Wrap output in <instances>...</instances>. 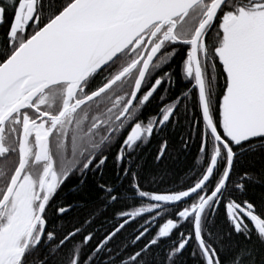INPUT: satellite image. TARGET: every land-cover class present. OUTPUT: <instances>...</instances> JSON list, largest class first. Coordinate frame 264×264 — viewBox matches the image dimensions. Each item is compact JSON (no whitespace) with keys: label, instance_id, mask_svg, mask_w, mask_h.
<instances>
[{"label":"snow or ice","instance_id":"6c2138e0","mask_svg":"<svg viewBox=\"0 0 264 264\" xmlns=\"http://www.w3.org/2000/svg\"><path fill=\"white\" fill-rule=\"evenodd\" d=\"M0 26V264H264V195L248 197L264 188V0H0ZM181 121L198 163L146 187L134 153ZM117 144L120 183L65 227L60 190Z\"/></svg>","mask_w":264,"mask_h":264},{"label":"trees","instance_id":"16d2710c","mask_svg":"<svg viewBox=\"0 0 264 264\" xmlns=\"http://www.w3.org/2000/svg\"><path fill=\"white\" fill-rule=\"evenodd\" d=\"M4 36L5 29L3 26H0V47H2L5 42ZM177 87L180 89H184L186 87H190V85H188L186 82H181L177 85ZM162 92L163 88H161L160 91L156 93L155 98L145 109L147 115H153L158 112L160 94ZM187 133L188 127L186 121H181L180 124H177L175 126L169 124L163 131L153 134L149 142L138 149L136 153H134L136 163L142 166L143 175L145 177L143 183L146 187L149 184H152L153 187H155V182H158L162 177L167 179V176L165 174H170L172 176L171 181H169V183L171 184L183 182L189 175H191L192 167L198 163L197 146L195 138H193L189 141L191 146L189 148H184L183 144L181 143V139L183 136H186ZM162 139H167L169 141V147L165 157L160 162H157L155 157L159 150ZM116 150L117 148L113 147L112 151H110L108 155V161L105 164L103 172L100 175H89L86 184L80 185L78 190L69 191L60 198V200L67 201L68 203L75 202V204L77 205L74 206L73 209L69 213H67V215L62 217V221L64 222L65 227L71 228V226L77 220L84 218L87 213L92 212L93 209L97 208L100 205L103 194L99 191L98 185L105 182L109 184L120 183V181H118L116 178L117 172L113 164ZM112 152H114L113 155ZM101 176H103V179H101ZM122 182L124 185L128 184L127 180H123ZM69 184L68 186L72 187L73 184L71 183V181L69 182ZM167 186L168 184L162 185V187ZM261 195H264V188H262L260 185L249 186V198L255 199L257 203H259ZM80 204H83L84 206L80 207ZM120 207L121 205L119 202L116 205L109 206L107 211L98 216L96 223L91 226L90 230H94L98 225H103V228H107V221L114 220V211L116 209H119ZM57 222L59 223L60 221ZM217 224L218 226H224L225 224L222 209L220 211ZM103 228L101 229V231H103ZM132 231L133 230L131 229V227L126 228L120 233L119 236L116 237L115 240L112 241V244H118L124 237L131 239L133 234ZM77 238L79 239V237ZM96 242V240H93L92 245H94ZM166 242L168 241H161L162 245H165ZM139 246H141V244L137 245V247ZM89 247H91V245ZM128 251L131 252L133 251V249L129 248ZM185 259L187 260V264H193V261L191 260V257L188 255V253H185Z\"/></svg>","mask_w":264,"mask_h":264},{"label":"flooded vegetation","instance_id":"af4514ba","mask_svg":"<svg viewBox=\"0 0 264 264\" xmlns=\"http://www.w3.org/2000/svg\"><path fill=\"white\" fill-rule=\"evenodd\" d=\"M154 134H156V133H154ZM151 138V137H150ZM150 138H148L147 140H146V142H144L143 144H141L139 147H138V149H140L141 147H143L144 145H146L148 142H149V140H150ZM113 147H116L117 148V150H118V144L117 145H115V146H113ZM112 147V148H113ZM137 149V150H138ZM116 150V151H117ZM111 151H112V149H111ZM110 153V152H109ZM109 153H107L108 155H109ZM116 153V152H115ZM114 154V152H112V155ZM115 158V157H114ZM95 174H101V172H99V171H97ZM89 175H93V173H90ZM71 181V183L73 184V185H75V184H77L78 185V177L77 176H73L69 181H67V183H65L64 184V186L62 187V189L60 190V195L57 197V200H60V198L63 196V195H65L66 193H68L69 191H72L73 190V188L72 187H69L68 186V184H69V182ZM71 184V185H72ZM70 185V184H69ZM72 185V186H73ZM65 191V192H64ZM145 219L147 218L146 216L144 217ZM162 222V221H161ZM143 223V220H140V219H138L137 221H136V223H134V224H130L128 227H126V228H129V227H131V229L133 230L132 232L134 233L135 232V230L137 229V227L139 226V225H141ZM125 228V229H126ZM156 228H158V225H156V226H154L153 227V229L139 242V244H137V245H142L143 243H146L147 242V240L148 239H150L151 237H152V235H154V232H155V230H156ZM124 229V230H125ZM78 239V238H77ZM164 241H166V240H163L162 242H164ZM168 242H166V244H167ZM192 264V263H191Z\"/></svg>","mask_w":264,"mask_h":264}]
</instances>
